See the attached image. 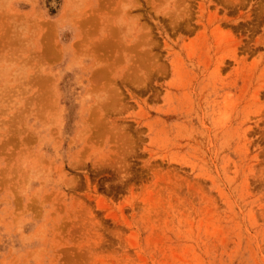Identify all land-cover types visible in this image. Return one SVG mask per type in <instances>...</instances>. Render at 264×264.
Returning a JSON list of instances; mask_svg holds the SVG:
<instances>
[{"label":"rangeland","instance_id":"rangeland-1","mask_svg":"<svg viewBox=\"0 0 264 264\" xmlns=\"http://www.w3.org/2000/svg\"><path fill=\"white\" fill-rule=\"evenodd\" d=\"M0 264H264V0H0Z\"/></svg>","mask_w":264,"mask_h":264}]
</instances>
